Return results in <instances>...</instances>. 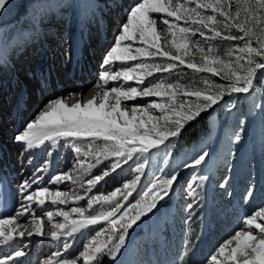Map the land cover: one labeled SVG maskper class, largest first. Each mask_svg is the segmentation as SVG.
<instances>
[{
    "label": "rangeland",
    "instance_id": "obj_1",
    "mask_svg": "<svg viewBox=\"0 0 264 264\" xmlns=\"http://www.w3.org/2000/svg\"><path fill=\"white\" fill-rule=\"evenodd\" d=\"M8 1H0V73L7 61L44 56L35 76H46L54 70L46 35L54 34L49 46H58L72 84L81 83L70 51L80 44L89 89L101 86L98 103L63 107L51 124L48 138L74 137L63 143V162L80 165L58 184L68 201L50 200L65 204L56 227L102 222L61 246L52 264H110L120 248L140 250L146 240L155 248L158 233L154 264H264V0H17L11 9ZM39 21L41 30L55 22L44 38ZM124 106L151 121L124 115ZM204 121L196 142L179 144ZM144 253L137 260L148 264Z\"/></svg>",
    "mask_w": 264,
    "mask_h": 264
},
{
    "label": "bare ground",
    "instance_id": "obj_2",
    "mask_svg": "<svg viewBox=\"0 0 264 264\" xmlns=\"http://www.w3.org/2000/svg\"><path fill=\"white\" fill-rule=\"evenodd\" d=\"M16 1L9 0L7 8L11 9ZM53 15L56 17L54 11ZM54 23H47L42 30L54 29ZM36 26L37 36L42 38L43 35L44 38V32L39 28L40 21ZM46 37L49 41H46L44 48L51 47L48 53L51 55L50 60L54 70H50L40 80L36 79L35 73L45 60L43 56V60L37 64H31L29 61L23 63L19 60L7 61L8 64L4 63L3 66L5 71L0 73L2 90L0 93V264H47L49 259H52L44 260L46 253L53 251L55 253L52 249L54 246L40 244L39 238L48 237L49 232L55 230L57 222L61 220L59 214L56 215L55 212L65 207V204L60 202L68 201L70 193L58 184L68 180L74 169L69 162L66 165L62 158L63 143L68 139L69 134L48 137L56 122L62 119L59 114L61 108L64 107L68 113L81 111L89 105L98 103L102 98L101 86L89 89L92 68L86 65L87 53L82 50L80 44L76 45V49L72 45L70 50L74 54L76 63L81 65L79 70L81 83L73 85L70 77L71 69L62 66V54L58 46H49L50 39L55 37L53 40L55 42L58 40L57 37L54 34H47ZM8 69H12L11 77L6 76ZM83 76H86L85 81L82 80ZM138 80L133 81V84L136 85ZM15 84H20L18 89L21 90L14 91L17 102L15 108L14 105L12 106L14 111L12 112L6 102L11 97ZM62 97H66V100ZM57 98L64 99L65 103L53 104L47 110L46 107ZM39 109L44 112L35 116ZM130 109L124 106L123 114L129 112L138 121H151L150 116H145L142 109L138 113ZM66 185H69V189L73 187L70 182ZM60 192H63L64 197L67 198L59 197ZM50 200H60V202ZM172 212V208L164 210L162 215L154 217L153 223L161 226L172 217ZM152 234L156 235L155 229ZM131 253L128 257L129 261L132 260ZM85 256L87 259L92 257L87 254ZM129 261H125L124 264Z\"/></svg>",
    "mask_w": 264,
    "mask_h": 264
},
{
    "label": "trees",
    "instance_id": "obj_3",
    "mask_svg": "<svg viewBox=\"0 0 264 264\" xmlns=\"http://www.w3.org/2000/svg\"><path fill=\"white\" fill-rule=\"evenodd\" d=\"M206 123L207 122L204 121L199 124H194L193 126L188 128L185 134L180 137L179 144L186 146V145H191L194 142H196L197 139L200 137L201 133L205 131L203 126Z\"/></svg>",
    "mask_w": 264,
    "mask_h": 264
}]
</instances>
